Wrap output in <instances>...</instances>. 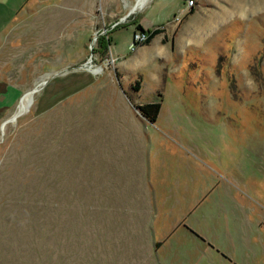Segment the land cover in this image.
Here are the masks:
<instances>
[{
	"label": "rangeland",
	"instance_id": "rangeland-1",
	"mask_svg": "<svg viewBox=\"0 0 264 264\" xmlns=\"http://www.w3.org/2000/svg\"><path fill=\"white\" fill-rule=\"evenodd\" d=\"M181 4L28 0L0 30V264H168L154 237L193 206L264 210V0ZM138 21L176 43L151 60ZM182 24L203 40L181 47Z\"/></svg>",
	"mask_w": 264,
	"mask_h": 264
},
{
	"label": "crops",
	"instance_id": "crops-1",
	"mask_svg": "<svg viewBox=\"0 0 264 264\" xmlns=\"http://www.w3.org/2000/svg\"><path fill=\"white\" fill-rule=\"evenodd\" d=\"M27 1L0 0V30ZM181 1L180 12L173 15H185V18H189L198 11L195 5L189 7L186 0ZM205 13V21L195 28L200 33L203 30L207 33L208 26L215 25L212 11ZM210 20H213L214 24ZM138 22L144 29H152L162 24L153 22L151 26H145L141 21ZM176 25V22H170L167 26L163 25L148 43L139 45L137 48L147 45L155 46L151 57L154 61L158 53L167 50L169 37L171 42L174 40V44L176 43V38L169 34ZM178 28L182 37L181 47L185 46L187 41L200 40L191 36L190 31L187 32L189 29L187 24L179 25ZM202 40L203 38L200 41ZM172 46L175 48V45ZM141 52L137 50L130 58L136 60L137 65L145 62L144 53ZM230 198H225L224 201L227 204L221 205L218 210L202 214L200 222H196L194 216L190 223L186 221V218L196 207V205L193 206L190 212L178 217V222L162 237H154V252L160 255H158L159 259L167 261L168 264H264V210H257L247 197L235 199L231 196ZM171 239L175 242L172 249L169 247V254L167 247ZM166 250L167 254L164 252Z\"/></svg>",
	"mask_w": 264,
	"mask_h": 264
},
{
	"label": "trees",
	"instance_id": "trees-1",
	"mask_svg": "<svg viewBox=\"0 0 264 264\" xmlns=\"http://www.w3.org/2000/svg\"><path fill=\"white\" fill-rule=\"evenodd\" d=\"M135 28L139 30H144V28L139 22L136 23ZM160 30H161L160 26H155L152 29H146V31L149 32V35L144 43H148L150 39ZM109 42H110V37L107 38L101 37L99 40V45L102 49H106ZM160 105H161L160 101H150V102H143L137 104L143 115H145L150 121H155L160 109Z\"/></svg>",
	"mask_w": 264,
	"mask_h": 264
},
{
	"label": "built area",
	"instance_id": "built-area-1",
	"mask_svg": "<svg viewBox=\"0 0 264 264\" xmlns=\"http://www.w3.org/2000/svg\"><path fill=\"white\" fill-rule=\"evenodd\" d=\"M187 5L189 7L193 6L194 4V0H186ZM149 32L145 31V30H137L134 34H133V44L134 43H139V42H144L146 41V39L148 38Z\"/></svg>",
	"mask_w": 264,
	"mask_h": 264
},
{
	"label": "bare ground",
	"instance_id": "bare-ground-1",
	"mask_svg": "<svg viewBox=\"0 0 264 264\" xmlns=\"http://www.w3.org/2000/svg\"><path fill=\"white\" fill-rule=\"evenodd\" d=\"M88 63H89V62H88ZM91 65H92L91 63L86 64L87 67H90L91 69H94L95 71H99V70H100V68H98V67H97V68H96V67L93 68ZM31 93L33 94L34 92H31V91H30V93L28 94V97H30ZM25 105H26V104H25ZM25 105L20 106V108H19L16 112H19V114H20L21 112L25 111L26 109L22 110L23 107H24ZM9 120H14V118H11V119H9ZM9 120H8V121H9ZM8 121L3 122L2 125L6 124V122H8Z\"/></svg>",
	"mask_w": 264,
	"mask_h": 264
},
{
	"label": "water",
	"instance_id": "water-1",
	"mask_svg": "<svg viewBox=\"0 0 264 264\" xmlns=\"http://www.w3.org/2000/svg\"><path fill=\"white\" fill-rule=\"evenodd\" d=\"M89 61H90V60H89ZM87 63H88V62H87ZM87 63H86V64H87ZM86 64H85V65H86ZM44 82H45V81L43 80L42 83H44ZM40 85H41V84H38V85L33 86V87L30 89V91H31V92L36 91L37 89L40 88ZM31 100H32V97H31ZM18 114H19V112H14V113L12 114V116L6 118L5 121H8V120L11 119V118H15Z\"/></svg>",
	"mask_w": 264,
	"mask_h": 264
}]
</instances>
